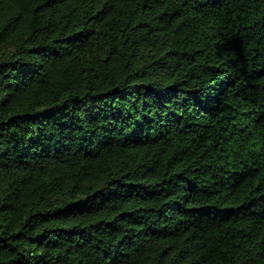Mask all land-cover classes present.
Wrapping results in <instances>:
<instances>
[{
	"label": "trees",
	"instance_id": "trees-1",
	"mask_svg": "<svg viewBox=\"0 0 264 264\" xmlns=\"http://www.w3.org/2000/svg\"><path fill=\"white\" fill-rule=\"evenodd\" d=\"M0 264H264V0H0Z\"/></svg>",
	"mask_w": 264,
	"mask_h": 264
}]
</instances>
